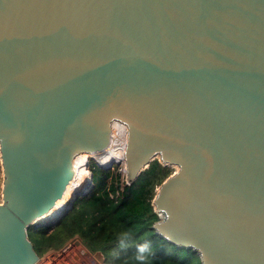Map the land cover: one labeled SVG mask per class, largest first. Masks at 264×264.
<instances>
[{"label": "water", "instance_id": "95a60500", "mask_svg": "<svg viewBox=\"0 0 264 264\" xmlns=\"http://www.w3.org/2000/svg\"><path fill=\"white\" fill-rule=\"evenodd\" d=\"M113 121L126 184L177 167L156 234L202 264H264V0H0V264L37 260L28 230L89 192L33 223Z\"/></svg>", "mask_w": 264, "mask_h": 264}, {"label": "trees", "instance_id": "16d2710c", "mask_svg": "<svg viewBox=\"0 0 264 264\" xmlns=\"http://www.w3.org/2000/svg\"><path fill=\"white\" fill-rule=\"evenodd\" d=\"M98 170L93 173L94 188L76 197L54 225L28 230L38 255L77 235L88 249L100 251L106 264H202L196 252L176 247L152 228L159 220L152 199L171 173L167 166L155 159L129 185L124 172L114 176ZM141 245L148 247L144 260H137Z\"/></svg>", "mask_w": 264, "mask_h": 264}, {"label": "bare ground", "instance_id": "6f19581e", "mask_svg": "<svg viewBox=\"0 0 264 264\" xmlns=\"http://www.w3.org/2000/svg\"><path fill=\"white\" fill-rule=\"evenodd\" d=\"M127 136L126 127L117 122L113 121L111 125V131L109 136V142L104 149L96 152H82L77 154L72 161L73 174L61 197H59L53 206L45 212L43 215L35 219L34 224H48L55 221L63 211L68 207L70 201L75 195L81 193L91 186L90 177L91 173L86 168H81V172L75 170V161L83 156L89 155L93 158L100 159L96 160L97 164L103 167H108L112 163H120L125 169L124 150ZM116 150V154L113 155L112 150ZM176 167V166H175ZM177 169V167H176Z\"/></svg>", "mask_w": 264, "mask_h": 264}, {"label": "rangeland", "instance_id": "374dc122", "mask_svg": "<svg viewBox=\"0 0 264 264\" xmlns=\"http://www.w3.org/2000/svg\"><path fill=\"white\" fill-rule=\"evenodd\" d=\"M112 153L113 155L116 154V150L114 151V149L112 150ZM115 156V155H114ZM96 160L98 162V160L100 159H97V158H93L89 155H83L81 157H79L76 161H75V170L81 172V168H86L88 169L92 174L96 171H99L98 169H101L102 171L105 170H109L111 172L112 175H118L119 173L121 172H124V167H122V165L120 163H113V165L111 166V168H108V169H103L101 167H99L96 163ZM88 163V166L85 165V163ZM113 167V168H112ZM168 169L169 171L171 172L170 175L176 170V167L175 166H168ZM98 175H102V172H99ZM125 182H126V179H125ZM2 184H3V173H2V166H1V161H0V203L2 202V196H1V190H2ZM94 188L93 185H91L88 190L89 192ZM158 188V187H157ZM156 188V190H157ZM89 192H87L86 194H88ZM84 194V195H86ZM80 197V196H79ZM51 225V224H50ZM75 243L77 247H80L82 248L84 251V256L83 258L80 260V262L78 264H106L104 262H101L98 257L95 256V252H93L92 250L88 249L85 244H83L82 240L80 239L79 236L77 235H74L73 237H70L68 240H66V242L63 244H68V243ZM62 245V246H63ZM61 246V247H62ZM72 246V244H71ZM82 254V252H81Z\"/></svg>", "mask_w": 264, "mask_h": 264}, {"label": "built area", "instance_id": "2783aa9c", "mask_svg": "<svg viewBox=\"0 0 264 264\" xmlns=\"http://www.w3.org/2000/svg\"><path fill=\"white\" fill-rule=\"evenodd\" d=\"M83 251L75 243L70 242L57 249H47L41 255H38L33 264H78L84 256Z\"/></svg>", "mask_w": 264, "mask_h": 264}, {"label": "clouds", "instance_id": "9594fccd", "mask_svg": "<svg viewBox=\"0 0 264 264\" xmlns=\"http://www.w3.org/2000/svg\"><path fill=\"white\" fill-rule=\"evenodd\" d=\"M147 245H141L139 248H138V255H137V257H136V259L137 260H144V253L146 252V250H147Z\"/></svg>", "mask_w": 264, "mask_h": 264}, {"label": "flooded vegetation", "instance_id": "af4514ba", "mask_svg": "<svg viewBox=\"0 0 264 264\" xmlns=\"http://www.w3.org/2000/svg\"><path fill=\"white\" fill-rule=\"evenodd\" d=\"M90 172V171H89ZM91 173V172H90Z\"/></svg>", "mask_w": 264, "mask_h": 264}]
</instances>
